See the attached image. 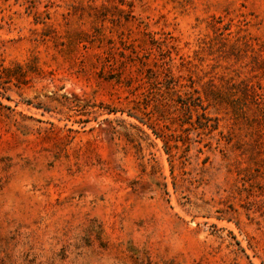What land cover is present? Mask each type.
<instances>
[{
	"label": "rangeland",
	"instance_id": "obj_1",
	"mask_svg": "<svg viewBox=\"0 0 264 264\" xmlns=\"http://www.w3.org/2000/svg\"><path fill=\"white\" fill-rule=\"evenodd\" d=\"M0 264H264V0H0Z\"/></svg>",
	"mask_w": 264,
	"mask_h": 264
}]
</instances>
